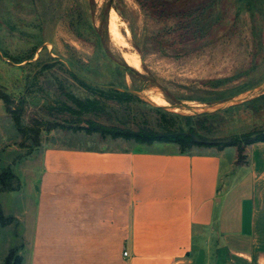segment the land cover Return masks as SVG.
Wrapping results in <instances>:
<instances>
[{
  "label": "rangeland",
  "instance_id": "obj_1",
  "mask_svg": "<svg viewBox=\"0 0 264 264\" xmlns=\"http://www.w3.org/2000/svg\"><path fill=\"white\" fill-rule=\"evenodd\" d=\"M207 1L0 0V88L12 96L13 107L17 108L25 101L24 125H32L35 120L70 124L73 114L53 109V106L66 102L77 108L74 95L83 99L99 97L109 105L108 114H84L85 126L88 119H94L118 128L155 132L169 129L165 125L164 111L167 116L190 115L195 114L194 109H214L233 98H251L263 93L264 5L253 16L239 0H219L211 6ZM205 8L211 17L214 13L220 14L219 21L203 37L188 32L186 20ZM114 11L117 12L114 20L121 31L119 36L111 31ZM208 21H211L210 17ZM135 60H141L139 66L134 65ZM48 62L55 63L47 66ZM120 62L128 64L131 71L118 73L117 63ZM68 68L82 78L104 85L122 81L146 97L124 102L107 99L82 84ZM10 73H15L17 78L9 81L6 76ZM224 78L230 79L216 87L214 81ZM236 86H247V90L212 104L203 100L217 89ZM153 95L167 99L169 106H162L164 111L156 109L158 105L148 99ZM177 104L190 108H175ZM6 122L1 116L2 136ZM6 127L7 139L0 143L1 158L5 165L13 167L22 181L21 191L1 194L5 212L10 215L11 209L22 210L23 206L19 205L37 199L34 193L36 171L31 175L30 172L41 162L43 148L21 145L23 135L10 113ZM259 128H264V109L248 108L223 113L211 132L200 130L199 133L210 137H239ZM76 135L79 138L68 137L67 141L97 146L117 142L109 140L111 135L106 139L98 132L89 135L86 130H80ZM66 136L68 133L62 127L52 132L44 130L42 146ZM126 143L129 146L136 144L134 139L116 144L124 146ZM227 146L197 145L193 149L228 148L223 158V172L226 173L230 158L233 160L236 156L235 168L247 163L246 150L240 158L237 145H231L232 149ZM230 174H225L226 183L233 179ZM222 196L231 200L232 193L227 195L225 191ZM244 215L249 217L248 207ZM24 225L18 220L8 228H0L1 251L4 252L8 244L20 247V253L24 254ZM195 240L199 245L203 243L199 230ZM206 264L231 262L221 254Z\"/></svg>",
  "mask_w": 264,
  "mask_h": 264
},
{
  "label": "crops",
  "instance_id": "obj_2",
  "mask_svg": "<svg viewBox=\"0 0 264 264\" xmlns=\"http://www.w3.org/2000/svg\"><path fill=\"white\" fill-rule=\"evenodd\" d=\"M1 116L7 126L2 99ZM62 129L68 136L42 144L30 172L37 199L8 213L25 224L24 264H198L201 250L202 264L221 254L231 264H264V141L247 146V163L235 168L230 158L224 173L229 146L183 152L166 141L120 146L130 139L113 136L106 146L76 144L67 139L80 130Z\"/></svg>",
  "mask_w": 264,
  "mask_h": 264
},
{
  "label": "trees",
  "instance_id": "obj_3",
  "mask_svg": "<svg viewBox=\"0 0 264 264\" xmlns=\"http://www.w3.org/2000/svg\"><path fill=\"white\" fill-rule=\"evenodd\" d=\"M219 0H208L207 5L211 6L217 3ZM242 7L247 8L248 11L252 13L254 16L255 13L260 11L264 5V0H239ZM209 17L211 21H208ZM213 17V18H212ZM208 15V8H205L199 13L193 14L191 18L186 20V26L189 29L188 32H194L199 36H205L210 27L219 21L220 14L214 13L213 16ZM55 62L46 63L47 66L54 65ZM63 63V62H62ZM122 64H126L123 62L117 63L118 73H125L127 71H131V68H124ZM68 70L73 74V76L78 79L82 84L87 87L92 88L95 92L101 94V96L106 97L107 99H115L120 102L127 101L129 99L137 98L139 99V95L132 93L127 90H123L121 88L130 89L125 83L119 81V83H110L105 84L106 86H118L121 88L115 87H105L104 83L96 82L94 84L90 81L95 82L89 78H82L78 76L74 71ZM228 79H218L215 82L216 87H220L225 84ZM248 86V85H247ZM247 86L241 87H233V88H225V89H217L212 92V95L204 98V102L207 103H215L218 101H224L230 99L241 92L247 90ZM134 90V89H133ZM77 108H74L68 103H63L57 106H53V109H57L61 112L68 111L73 114V117L70 118V124H61L60 122H46L41 120H35L32 125H24L22 123V114L25 111V101L22 102L17 108L13 107V99L12 96L7 92L0 88V99H2L5 104L8 113L12 114L16 125L18 126L20 132L23 135V140L21 142L22 146H29L33 149L40 148L42 145L41 134L44 130H52L58 127L62 128H73L75 130H86L89 133L98 132L103 136L111 135L113 137H123L126 139H134L137 142L142 143H153L155 141H166V142H174L177 143L181 151L186 152L192 150L197 145H207V146H227V145H237L240 152V158L244 157L245 150L247 146L257 142L264 141V128L263 129H255L254 131L245 132L239 137H234L232 141L229 143H208L206 141H199L194 137V134L201 138H215L203 135L200 130L211 132L213 125L220 120V117L223 113H230L236 110L241 109H254L255 111H260L264 109V92L253 96L251 98L246 99L245 101L232 104L225 108L218 109L213 112H202L197 114L190 115H181L180 113L174 114V116H167V112L164 111L162 106H156V109L164 111L165 117V125L168 126L169 129L165 132H155L146 129L140 130H130L123 129L114 126H109L103 123H99L97 120L88 119V125H83L84 114L86 113H94L96 115H104L108 114V103L104 102L101 98H79L76 96H72ZM185 122V123H184ZM76 123L78 125H76ZM183 124L188 125L185 127ZM22 188V181L20 176L14 171L12 166H7L4 164L1 154H0V195L5 191H13L20 190ZM14 223H18V220L13 215H7L3 204L0 199V226L7 227ZM1 264H24V256L20 253V247H11L8 256L5 261Z\"/></svg>",
  "mask_w": 264,
  "mask_h": 264
},
{
  "label": "water",
  "instance_id": "obj_4",
  "mask_svg": "<svg viewBox=\"0 0 264 264\" xmlns=\"http://www.w3.org/2000/svg\"><path fill=\"white\" fill-rule=\"evenodd\" d=\"M121 65L124 67V68H130V66L128 64H122ZM94 84H97L96 82H93V81H90ZM264 86V84H262ZM105 86V85H104ZM105 87H115V88H121V87H118V86H105ZM123 90H127V91H130L132 93H135L139 96H144L142 95L140 92L136 91V90H133V89H126V88H121ZM146 97V96H144ZM148 98V97H147ZM152 103H155L151 98H148ZM246 97H238V98H233L232 100L228 101V102H225L224 104H222L221 106L217 107V108H214V109H208V110H203V111H196L194 109V113L197 114V113H202V112H213V111H216L218 109H221V108H225L227 106H230L232 104H236V103H239V102H242V101H245ZM157 104V103H155ZM158 106H165V105H159L157 104ZM187 107V108H190L188 105H183V104H177V105H174V107ZM193 109V108H191ZM194 137L199 140V141H206L208 143H229L230 141L233 140L234 136H228V137H215V138H201L199 136H197V134H194ZM204 257H205V252L204 250H201L200 252V255L198 257V264H202L203 261H204Z\"/></svg>",
  "mask_w": 264,
  "mask_h": 264
},
{
  "label": "bare ground",
  "instance_id": "obj_5",
  "mask_svg": "<svg viewBox=\"0 0 264 264\" xmlns=\"http://www.w3.org/2000/svg\"><path fill=\"white\" fill-rule=\"evenodd\" d=\"M114 10V9H113ZM112 10V11H113ZM113 19H112V24H111V31H112V33L114 34V35H116V36H119L120 34H121V31H120V29H119V27H118V24H117V22L114 20V18L117 16V12L116 11H114V13H113ZM121 17V16H120ZM125 54V53H124ZM141 61V60H140ZM140 61L139 60H135L134 61V65L135 66H139L140 65ZM153 94V93H152ZM156 95V94H155ZM155 103H157V104H159V105H168L169 103H168V101H167V99H163L162 97H159V96H151L150 97ZM169 106V105H168ZM175 108H179V107H175Z\"/></svg>",
  "mask_w": 264,
  "mask_h": 264
},
{
  "label": "built area",
  "instance_id": "obj_6",
  "mask_svg": "<svg viewBox=\"0 0 264 264\" xmlns=\"http://www.w3.org/2000/svg\"><path fill=\"white\" fill-rule=\"evenodd\" d=\"M125 254H128V252H127V251H125Z\"/></svg>",
  "mask_w": 264,
  "mask_h": 264
}]
</instances>
